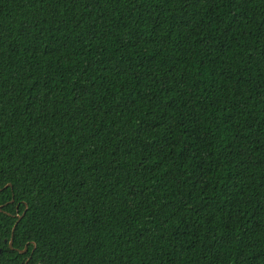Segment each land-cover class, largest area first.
I'll return each instance as SVG.
<instances>
[{"label":"trees","instance_id":"obj_1","mask_svg":"<svg viewBox=\"0 0 264 264\" xmlns=\"http://www.w3.org/2000/svg\"><path fill=\"white\" fill-rule=\"evenodd\" d=\"M0 264H264V0H0Z\"/></svg>","mask_w":264,"mask_h":264},{"label":"water","instance_id":"obj_2","mask_svg":"<svg viewBox=\"0 0 264 264\" xmlns=\"http://www.w3.org/2000/svg\"><path fill=\"white\" fill-rule=\"evenodd\" d=\"M6 187H7V186H6ZM24 215H25V212H24L22 215L18 216V221H17V223L15 224V226H14V228H13V233H14V231H15V228H16L17 224L20 222V220L22 219V217H23ZM12 237H13V234H12ZM9 245H10L11 248H13V238H11ZM27 250H28V248L26 247L24 250L20 251V253H26Z\"/></svg>","mask_w":264,"mask_h":264}]
</instances>
